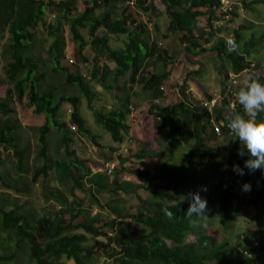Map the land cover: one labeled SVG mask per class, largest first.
<instances>
[{"label":"trees","instance_id":"16d2710c","mask_svg":"<svg viewBox=\"0 0 264 264\" xmlns=\"http://www.w3.org/2000/svg\"><path fill=\"white\" fill-rule=\"evenodd\" d=\"M119 1L91 0L83 15L67 21L66 11H70V8L76 4V0H0V26L3 27V30L7 29L10 35L9 59L5 67L4 83H2L7 88L4 98H0V147L4 151H12L17 159L16 173H18L14 180L0 175V184L6 189H13L19 182L21 174L26 172L24 168L26 151L19 147L17 138L19 120L16 116L11 118L12 121L8 119L11 114L17 115L15 105L13 107L8 105H13L14 102L23 107L25 101L27 102L25 109L30 110L37 119L40 118L37 157L43 160V164L35 169L32 183H36L41 176L44 178L49 176L50 165L46 162L47 143L50 133H54V131L60 135V141L56 142L55 156H59L61 150L65 149L63 160L69 162L66 165L64 163L65 166L59 167L58 162L53 161L56 181L60 184L66 180L73 181L74 188L70 195L74 199V190L81 189L85 182L83 178L76 176L77 170L82 169L85 176H88L89 171L85 170L84 162L78 160L75 153L70 150L73 143H79L78 140H73L63 124L58 121L59 109L63 103H67L71 107V125L76 128L79 136L91 144L98 157L102 158L105 155V160L109 163L116 156L120 159V168L136 178L138 182L143 183L149 178L150 173L148 164L142 160L141 154L133 156L134 159L140 161L141 170L139 172L127 171L123 167L133 163V159L128 157L133 147L134 136L139 139L143 148H148L145 138L151 133L149 132L148 135L145 128L148 129L149 122L139 119L143 113L135 112V109L130 105L131 97L137 96L133 92V87L141 86L139 93H145L150 102L152 101L148 105L147 112L153 117L155 132L157 129V133L162 132L160 137L166 144L164 155L168 162L174 159L177 150L182 149L184 144L188 142L191 144L190 149L183 151L186 154L182 166L188 168L189 165H192L195 169L198 167L201 180L209 187L210 196H214L206 199V215L202 217L186 215L188 208L186 196L190 193L192 182L188 181L187 177L180 175L163 185L153 184L150 190L151 200L143 202L145 207L141 206L143 211L139 216L118 214L117 207L112 208V204L110 206L106 200L105 206L118 214V217L112 218L106 224L108 232H102L95 226L99 220L97 217L86 220L85 223L73 224V218L82 213L83 202L66 201L53 192H48V197L60 205V210L54 219L42 216L33 221H26L19 209L12 208L7 211L6 206L0 204V229L16 237L17 251L23 245H27L29 259L26 264H87L85 261H89L93 255L92 248L84 247L86 237L76 234L74 232L76 229L83 230L85 234L93 238L103 235L106 238V247L110 246L111 249L108 255L115 257L119 264H264V175L259 170L248 174L245 169L244 176L232 172L231 166L238 164L243 167V162L247 157L237 155L239 142L235 140V134L227 127L226 119L238 113L247 118V114L238 103V92L244 86L249 75L264 83V66L252 65L248 61L251 55L260 53L258 43L264 41V33L259 38L251 35L247 39L242 31L250 29V26L239 25L236 30L232 31L231 36L234 37V43L229 49L228 41L222 36L225 32L224 25L217 26L219 36L214 39L215 43L208 46L212 43L210 34L201 33L194 36L187 28L192 22L206 17V27L213 30L212 23L220 21L222 15L225 14L220 11L219 15L214 17L221 5L220 0H122L121 17L112 19L111 15L105 11ZM130 1L132 4L129 3ZM241 1L242 10H247L250 6L248 0ZM252 4H264V0H255ZM235 9L231 12L233 16L231 21L237 20L240 16ZM96 10L104 12L103 17H94L93 13ZM47 12L58 13L57 23L59 20L68 22L72 40L77 43L78 53L81 56L84 48L90 45L96 53L97 59L104 56L113 63L111 70L108 66H102L103 71L100 69V72L98 67L93 65L92 72H89L86 78L80 73L60 68L63 43L57 35V29L53 27L49 32L53 41L48 50L50 62L53 65L52 71L53 73H64V84L76 87L80 95L62 94L57 98L53 87L43 91L39 90V85L43 82L45 74L39 73V66L31 56V46L35 36L30 30L45 23ZM12 14L17 15L14 20H12ZM150 14L157 17L163 16L167 20L166 34L163 39L166 40L169 35H178L180 44L183 46L182 55L196 57L213 52L216 57L225 59L228 62L229 70L237 77L236 89L233 92L229 90L227 88L229 78H221V96L209 110L208 106H204L212 101V97L208 94H205L202 103L178 102L173 104L170 109L155 104L154 101L160 100L166 95L164 92L166 83L169 78L175 77L177 72L174 71V61L168 57L167 51L160 52V43L151 37L147 25L139 22L140 15L143 18V15ZM86 21L90 28V42H86L77 32V26ZM128 22H131L133 27L130 28ZM152 28L156 34H159L157 24L152 25ZM99 29L105 30L106 34L98 36L96 33ZM109 35L117 37L126 35L124 48L110 47ZM82 59L83 62L87 61L84 56ZM148 59H153L155 65H160L162 72L149 77L142 76V69ZM184 66L187 71H191L187 74V81L192 76L200 77V73L203 71L202 66L193 61L186 60L180 69ZM222 71L219 70L218 76L222 75ZM119 79H125L127 89L121 106L106 112L93 110L92 101L95 94L91 90L90 81L96 80L98 83H102V86L107 90H110L113 89V86L109 85L108 81L116 82ZM82 99L93 111L97 127L110 135L115 144L113 147L109 146L103 150L100 138L85 126L79 110ZM257 119H264V112H258ZM132 124L137 126V129L133 135H129L132 131ZM143 125L145 128L142 131ZM128 140L133 143L131 147L129 146L127 154H123L120 149L127 145ZM216 141L221 142V154L208 145V143ZM160 144L158 141L157 149L159 151L162 150ZM1 154L0 152V168L3 162ZM219 155L224 160L223 167L227 171L225 175L220 174L217 168L222 164V161H217ZM196 162L197 164H195ZM214 163L215 167L212 169L210 167H207L206 170L200 169L201 164L210 166ZM102 164L103 162L101 166ZM71 165H75V167ZM162 172L156 178L161 177ZM90 181H92V187L95 186L94 189H98L100 192L104 191L109 197L117 193L133 195L134 188L142 187L141 184L133 185L134 188L131 184L119 185L117 180H113L115 187L112 191L104 188L100 176L98 179L92 178ZM245 182L251 185V191H241V185ZM48 197H45V201L49 200ZM90 199L97 202L96 205L100 209L103 208L95 194H90ZM0 201L5 202V199L1 198ZM72 204L77 205L79 209L73 215L70 212L74 211V206L70 207V211L67 210V207ZM233 206H235L236 214H239L244 208L254 212L255 230L242 236L232 247L225 248L226 242L218 235L216 225L220 224L225 233L232 231L231 222L233 219L230 210ZM165 209L173 213L171 219L165 215ZM119 218L121 219L119 220ZM127 219H131L139 227L136 234L129 230L131 226L127 223ZM189 235L195 237L193 242H187ZM254 241L258 243V248L251 250L254 257L248 258L245 252L248 250V244L251 245ZM14 259L15 254L0 255V264H7Z\"/></svg>","mask_w":264,"mask_h":264},{"label":"rangeland","instance_id":"374dc122","mask_svg":"<svg viewBox=\"0 0 264 264\" xmlns=\"http://www.w3.org/2000/svg\"><path fill=\"white\" fill-rule=\"evenodd\" d=\"M91 0H76V4L70 8V11H66L68 18L67 21L80 17L83 15L85 9L90 4ZM119 1V0H117ZM225 2H229L236 6L237 14H239V18L237 20L229 21L227 24L223 26L225 28L224 35H222L228 41V48L231 49L234 43V37L231 36L232 31L237 29V26L244 25L250 26V29L244 30L243 35L249 39L251 35L255 38H259L264 33V4H252L255 0H248L250 4L249 8L245 11L242 10L241 0H224ZM120 2V3H119ZM115 2L109 9L105 12H108L111 15L112 19H117L121 17V9L123 8V1ZM162 12V11H161ZM69 13V14H68ZM104 12L102 11H94L93 16L96 18L103 17ZM57 12H47L45 17V23L40 24L39 27L31 29L34 33V41L32 43L31 56L37 62L39 73L43 72L45 74V78L43 82L39 85V90L43 91L47 88L53 87V92L57 98H59L62 94L65 95H80L79 90L76 87L66 86L65 83V75L64 73H53V65L50 62V58L48 55V50L52 44V37L49 32L53 27L57 29V35L62 41L63 49L61 52V60H60V68H67L71 72L80 73L85 78L88 77V73L92 72L93 65L98 67L99 72L102 69V66L113 67V63H111L104 56L96 58V53L93 51V48L88 45L84 48L82 56L87 58L86 62H83L82 56L78 53V46L72 40V35L69 31V24L66 20L57 19ZM219 15V11L217 10L214 14V17ZM12 20L17 17L16 14L11 15ZM233 18V16H232ZM139 22L141 24H146L148 30L151 34V37L154 40H157L159 44L160 52L164 50L167 51L168 57L172 59L175 64L173 68H175V77L169 78L166 86L164 88L165 96L160 99L154 101L155 104H158L162 108L170 109L173 104L178 102H186L188 104L191 103H202L204 102L205 94H208L212 97V101L209 105L214 104L219 97L221 96L222 86L220 79H228V87L232 92L237 87V77L231 73L228 68V62L225 59H220L216 57L213 52H207L205 54H201L200 56H184L181 54V50L183 46L180 44L178 35H169L165 40L163 39L164 34H166L165 28L167 25V20L161 16L157 17L154 14L150 15H140ZM157 24L159 26V34H156L152 28V25ZM214 25V29H208L206 26V17L202 18V20H197V22H192L191 25L188 26L187 30L192 32L194 36H198L203 33L210 34L212 38V43H215L214 40L217 36H219V32L217 31V24L215 22L212 23ZM128 26L131 28L133 24L128 22ZM222 28V29H223ZM77 32L83 37L86 42H90V28L89 24L83 22L80 26H77ZM98 36H103L106 34L105 30L99 29L96 33ZM10 35L7 32V29L3 30V27L0 26V98H4V93L7 88L4 83L5 79V67L7 61L9 59V41ZM126 41V35L122 36H113L109 35V45L114 49H123ZM215 41V42H214ZM260 47V53L257 55H251L249 57V62L254 64H259L264 66V41H260L258 43ZM186 60L193 61L195 63H199L203 71L200 73V77L194 78L193 76L187 81V74L191 71H187L186 67L184 70L180 69L181 65L185 63ZM171 62V64H173ZM188 63V62H186ZM219 70H223L222 75L218 76ZM103 71V69H102ZM105 71V70H104ZM162 67L160 65H155L153 59H148L145 62V65L142 69L141 75L144 77L152 76L153 74L161 73ZM88 79V78H87ZM86 79V80H87ZM109 80V79H108ZM108 81L109 85L113 86V89L107 90L102 83H98L96 80H91L90 87L92 92L95 94V97L92 101L93 110L100 111H110L117 109L120 107L124 94L127 92L125 87V79H119L116 82ZM141 86L133 87V92L137 94V96L131 97L130 105L135 109V112L143 113L140 115L139 119H144L149 122L148 129L145 128V124L142 126V131L145 130L151 133L148 137L145 138V142L148 143V148H143L140 145L139 139L134 136L133 147L130 150L129 159H133L132 165L123 166L127 171H135L139 172L140 169V161L134 159V155L138 153L143 156L142 160L148 164V171L150 173L149 178H147L143 183L137 181L132 175H128L125 171H123L119 166V158L116 156L109 162L105 160V155L100 158L98 157L95 150L92 148L91 144L87 142L84 138L79 136L76 132V128L71 125L70 122V113L71 107L67 103H63L59 109L58 113V121L63 124L65 130H67L68 134L72 137L73 140H78L79 143H73L70 147L75 153V156L78 160L84 162L85 170L89 171L88 176H85V172L82 169H78L76 172L77 177L83 178L85 180L81 189L74 190L75 198L72 199L70 192L72 188H74V182L70 180L64 181L62 184L58 183L55 179L54 173V165L53 161L58 162V166L62 167L65 163L68 164V161H64L65 149L61 150L59 156H55L56 150V142L60 141V135L52 132L49 135L48 140V149H47V164L50 165L49 176L48 178L39 177L36 183H32V177L36 168H39L43 164V160L37 157L38 146H37V136L39 133V123L40 118L37 119L35 115L30 112V110H26V101L25 105L22 107L13 102V105L9 104L8 106L15 108V114H11L8 118L9 121H12L14 116L17 117L19 129L17 133L18 145L20 148H24L26 151L25 160H24V168L26 172L21 174L20 180L15 185L13 189H6L0 184V199L4 198V201H0V204L6 206L5 209L7 211L12 208L19 209V211L24 215L26 221H33L38 217L47 216L50 219H54L57 215V212L60 210L58 203L56 201L50 200L49 193L53 192L55 194L60 195L66 201L71 200L77 203V201L83 202L82 213L80 215H76L73 218V224L85 223L86 220L97 217L98 222H96V227L100 228L102 232H108V228L106 224L112 219L118 217V214H129L134 216H139V214L143 211L142 207L143 202H149L151 200L150 190L152 189V185L158 184L163 185L173 178L178 177L180 175L187 177V180L192 182V187L190 192H194L200 188V186H206L207 191L201 192L200 195L204 199H210L214 196H210L209 187L201 180L200 170L198 167L195 169L192 165H189L188 168L183 167L182 163L185 162V153L183 151L190 149L191 144L189 142L182 146V149H178L174 159L168 162V159L164 155L166 153V144L161 139L162 132H158V129L155 132V123L153 117L150 116L147 112L148 105L150 102L149 98L145 93H139V89ZM80 114L85 122V126L88 127L92 132L100 138V143L102 145L103 150H105L109 146H114L115 144L110 138V135L103 131L100 127H97L94 120L93 111L89 109L86 105L84 99L81 100V105H79ZM24 115V118H23ZM33 116V117H32ZM12 118V119H11ZM137 126L132 124V130L135 133ZM156 133V136H155ZM133 135V133H132ZM160 141V145L162 150L157 149V142ZM222 142V140H220ZM210 142L209 146L216 149L218 154H221V142ZM124 146L121 147L120 152L124 150ZM152 151H151V150ZM159 151V153H158ZM1 158L3 160L0 175L7 176L8 178H12L14 180L18 173H16V164L17 159L14 157L11 150L4 151L2 147H0ZM117 153V152H116ZM116 155V154H115ZM219 155V159L217 161H222V164L216 165L219 169L220 174L225 175L227 173L226 169L223 167V161ZM125 158V157H122ZM118 162L114 164V167L111 165L113 161ZM103 162L102 166L101 163ZM109 164V165H107ZM197 164V162L195 163ZM64 165V166H65ZM75 167V165H71ZM200 169L206 170L210 167H215V163L212 165L204 164L200 165ZM100 167V168H99ZM208 167V168H207ZM201 170V171H203ZM162 172V176L156 178L158 174ZM101 177L104 188L108 190L114 189L115 185L113 180H117L119 185L123 184H131L133 185L141 184V188H134L135 193L133 195H128L124 193L112 194L109 197L107 193L100 192L98 189H94L95 186L92 187V178ZM97 188V187H96ZM217 193L216 191H214ZM95 194L99 200V203L103 208L100 209L90 199V194ZM214 193V195H215ZM120 196V197H119ZM45 197H48L49 200L45 201ZM108 200V204L112 208L117 207L118 214H115L111 209L105 206V202ZM142 203H141V201ZM215 204V202H213ZM6 204V205H5ZM74 206V211L70 212L71 215L75 214L78 209L77 205H70L67 207V210L70 211V207ZM253 214L251 210L246 208L242 209L239 214L235 213V206L230 210V215L232 216V231L225 233L220 224L216 225V229L218 235L223 238L226 242L225 248L232 247L233 244H236L242 236H246L250 234V232L255 230V223L253 221ZM70 217V216H69ZM121 218H119L120 220ZM68 221V220H67ZM66 221V222H67ZM127 223L130 224L131 230L134 234L139 231V227L131 220L127 219ZM128 229L127 227H124ZM78 235H84L86 237V242L84 243V247L90 246L92 248L93 255L90 257V260L85 261L87 264H119L115 257H110V246L106 247L105 245V237L99 236L97 238H93L92 236L85 234L83 230L76 229L74 231ZM0 255H11L15 254V259L7 264H26L28 258V247L27 245H23L22 248L17 251L16 250V237L13 234H9L8 232L2 231L0 229ZM195 237L193 235H189L187 242H193ZM8 244V246H4V244ZM33 264V263H31Z\"/></svg>","mask_w":264,"mask_h":264},{"label":"clouds","instance_id":"9594fccd","mask_svg":"<svg viewBox=\"0 0 264 264\" xmlns=\"http://www.w3.org/2000/svg\"><path fill=\"white\" fill-rule=\"evenodd\" d=\"M238 103L244 109L247 118L239 113L229 116L226 118L227 127L235 134V140L239 142L237 155L240 157L246 156L247 158L243 162V167L233 164L231 170L239 176L245 175V169H247L248 174L259 170L264 175V119H257V113L264 112V83L249 75L244 82V86L238 92ZM225 167L227 168V165ZM205 191H207L206 186H200L198 190L187 194L188 208L186 215L188 217L206 215L207 201L200 195L201 192ZM241 191H251V185L247 182L243 183ZM164 212L169 219L172 218L173 213L171 211L165 209ZM256 248H258L256 241L252 242L251 245L248 244L245 255L248 258H253L251 250Z\"/></svg>","mask_w":264,"mask_h":264},{"label":"built area","instance_id":"2783aa9c","mask_svg":"<svg viewBox=\"0 0 264 264\" xmlns=\"http://www.w3.org/2000/svg\"><path fill=\"white\" fill-rule=\"evenodd\" d=\"M231 1V0H230ZM130 4H132V1H130L129 2ZM220 3H221V5H220V7L218 8V11L220 12H224L225 14L224 15H222V19L220 20V21H216L215 23L217 24V26H223V24H226L229 20H230V18H231V16H232V14H231V12L233 11V9H235V8H233L235 5H233V4H231V3H229V2H225L224 0H220ZM236 10V9H235ZM214 104H211V105H209V104H204V106H208L207 108H208V110H209V108L211 107V106H213ZM133 142L131 141V140H128V143H127V145H124V150L121 152V153H123V154H127V151H128V148H129V146L131 147V144H132Z\"/></svg>","mask_w":264,"mask_h":264},{"label":"crops","instance_id":"0c3cea01","mask_svg":"<svg viewBox=\"0 0 264 264\" xmlns=\"http://www.w3.org/2000/svg\"><path fill=\"white\" fill-rule=\"evenodd\" d=\"M110 68V70L113 68V67H109ZM132 133H133V130L132 131H130V133H129V135H132ZM113 147V146H112ZM115 162H117V161H113L112 163H111V165L114 167V164H115ZM109 165V164H108Z\"/></svg>","mask_w":264,"mask_h":264}]
</instances>
